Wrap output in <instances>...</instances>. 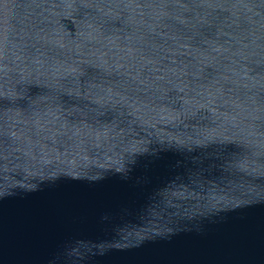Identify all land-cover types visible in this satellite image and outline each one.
Returning a JSON list of instances; mask_svg holds the SVG:
<instances>
[{
  "label": "water",
  "instance_id": "water-1",
  "mask_svg": "<svg viewBox=\"0 0 264 264\" xmlns=\"http://www.w3.org/2000/svg\"><path fill=\"white\" fill-rule=\"evenodd\" d=\"M0 264H264V0H0Z\"/></svg>",
  "mask_w": 264,
  "mask_h": 264
}]
</instances>
